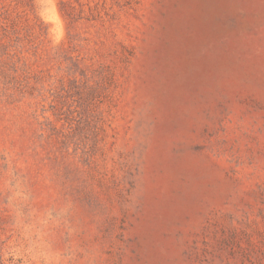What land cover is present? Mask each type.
Here are the masks:
<instances>
[{
	"label": "rangeland",
	"instance_id": "1",
	"mask_svg": "<svg viewBox=\"0 0 264 264\" xmlns=\"http://www.w3.org/2000/svg\"><path fill=\"white\" fill-rule=\"evenodd\" d=\"M0 264H264V0H0Z\"/></svg>",
	"mask_w": 264,
	"mask_h": 264
}]
</instances>
